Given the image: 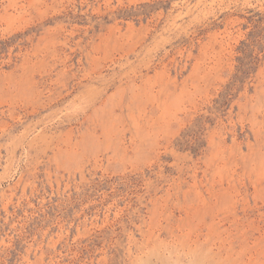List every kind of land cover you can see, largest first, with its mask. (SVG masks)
I'll list each match as a JSON object with an SVG mask.
<instances>
[{"label": "rangeland", "instance_id": "obj_1", "mask_svg": "<svg viewBox=\"0 0 264 264\" xmlns=\"http://www.w3.org/2000/svg\"><path fill=\"white\" fill-rule=\"evenodd\" d=\"M0 264H264V0H0Z\"/></svg>", "mask_w": 264, "mask_h": 264}]
</instances>
